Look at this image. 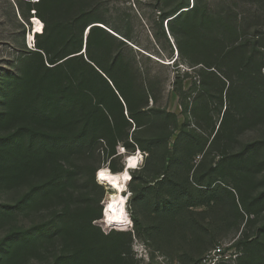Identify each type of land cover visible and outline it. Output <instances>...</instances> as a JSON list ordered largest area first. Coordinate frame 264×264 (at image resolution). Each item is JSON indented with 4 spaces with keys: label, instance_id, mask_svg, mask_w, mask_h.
Returning a JSON list of instances; mask_svg holds the SVG:
<instances>
[{
    "label": "rangeland",
    "instance_id": "rangeland-1",
    "mask_svg": "<svg viewBox=\"0 0 264 264\" xmlns=\"http://www.w3.org/2000/svg\"><path fill=\"white\" fill-rule=\"evenodd\" d=\"M181 1L89 0L90 6L99 7L97 13L104 20L103 29L117 38L116 42L105 44L104 57L99 56L95 46L90 53L94 59L97 57L99 67L115 71L114 76L121 74L123 80L135 79L146 90V97L142 94L138 97L133 91L129 104L119 98L124 121L118 123L119 136L114 134V155L111 156L108 141L100 138L89 148L76 143L59 153L58 161L67 172L50 211L63 207L66 199L71 207L80 206L78 210H91L95 216L99 211L92 224L104 234L127 227L122 231L132 234L135 264H195L217 246L234 253L229 264H238L243 250L235 245L238 240L258 237L264 242L261 233L264 212L255 217L245 213L241 205V200L249 202L264 191V145L261 149L252 147V143L264 140V102L256 105L257 112L247 108L246 90L233 75L236 62L220 60L219 50L230 44V39L219 34V26L202 27L200 40L206 48L189 50L185 46L193 36H185L182 24L161 22L160 12L173 9ZM28 2L32 5L37 0H0V111L5 110L8 97L28 79L27 73L33 75L37 70V61L28 57V52L34 50L29 32L32 17H36ZM84 6L82 1L73 3L72 13ZM226 8L232 10L233 24L240 33H260L264 37V0H227L224 5L211 7L214 14ZM61 11L47 14L41 9L51 24L67 22L68 17ZM172 34L182 44L186 53L183 56L177 54ZM54 48L63 47L56 42ZM260 50L264 53V48ZM116 53L121 58H114ZM262 56V62L257 56L256 63L253 59L251 64L255 72L259 60L264 78ZM201 63H211L210 70L217 69L215 76L224 85L215 77L203 74ZM118 67L121 73L117 74ZM91 70L108 81L82 50V61L66 68L73 80L72 90H76L80 77L76 73L73 78L72 73L88 72V79L93 82L99 77ZM221 73L232 75V80L225 81ZM102 85L94 87L103 88ZM263 85L258 90L264 91ZM192 102L196 106L195 116L188 108L181 107L182 103L188 107ZM12 107L9 118L0 120V136L27 126L66 135L61 127V114L53 120L47 114L48 119L29 113L20 116L17 106L12 104ZM69 108L80 114L77 105ZM226 108L232 109V115L226 119L225 129L218 130ZM114 110L118 115L119 107ZM248 111V117H241ZM217 131L221 132L219 137L215 136ZM130 156H137L138 160L133 167L126 165L129 167L126 171L123 164ZM122 167V172L128 175L121 191L126 197L125 219L114 227L103 220L105 208L116 191L100 184L96 173L106 169L119 174ZM25 181L11 190L0 186V204L18 202L38 183L32 178ZM19 203L13 214L0 211V245L14 228L33 233L50 218L49 209L37 210L32 206L28 210L22 201ZM133 219L140 222L138 231ZM30 240L28 236L22 241L25 247ZM7 247L5 244L4 249ZM59 250L58 244L53 246L41 238L35 246L23 248L18 258L10 261L5 258L0 264H53Z\"/></svg>",
    "mask_w": 264,
    "mask_h": 264
},
{
    "label": "trees",
    "instance_id": "trees-1",
    "mask_svg": "<svg viewBox=\"0 0 264 264\" xmlns=\"http://www.w3.org/2000/svg\"><path fill=\"white\" fill-rule=\"evenodd\" d=\"M77 1H82L85 6L78 12L72 13V4ZM190 1L191 5L189 0H182L173 9L160 12L161 22L165 21L166 25L172 22L182 24L185 36L189 34L193 36V40L185 46L189 50L206 48L204 42L200 40L202 27L219 26L221 28L219 34L223 33L225 38L230 39V44L223 45L219 50L220 60L232 59L236 62L234 78L237 77L246 90L247 108L252 113L257 112L256 105L261 106L264 102V94H260L264 91L261 88L258 90V86L264 84L258 65L263 59L264 53L260 47L264 48V37L260 33L247 35L240 33L237 26L233 24L235 16L230 8L213 13L212 6L224 5L227 0ZM30 6L34 15L43 22L42 24L38 18L32 17L29 32L30 44L34 40V50L28 52V57L37 61V70L33 75L27 73L28 79L8 97L5 110L0 111V120L2 122L9 118L13 109L12 104L17 106L20 116L29 113L36 115L37 118L47 114V117L53 120L58 119L61 114L63 116L61 127L66 130L67 136L62 133H49L34 126L19 127L7 136H0V186L11 190L31 178L38 181L18 202L0 204V211L13 214L18 210L19 202L22 201L28 210L32 206L37 210L44 207L46 211L49 209L50 214V218L37 226L33 233L21 228L11 230L1 241L0 263L5 258L9 261L18 258L23 248H27V245L35 246L42 238L49 244L53 246L58 244L60 247L54 256L53 264H135L131 253L132 234L129 231H122L127 227L104 234L98 226L92 224L97 219L99 211L96 217L91 210L76 209L80 206L71 207V203H68L66 199H63V207L58 210L50 211V207L61 188L60 182L63 175L67 172L58 161L59 153L76 143L89 148L100 138L108 141L111 156L114 155L115 137L119 136L120 132L118 123L124 121L119 98L125 104H129L133 91H136V95L140 97L141 94L145 96L146 90L138 86L135 79L131 77L123 80L121 74L114 76L115 71H107L99 67L97 57L95 60L90 53L91 47L95 46L100 51L99 56L104 57L105 44L117 41V38L98 26L105 25L101 15L97 13L98 6H90L89 0H37ZM41 9H44L47 14H51L53 10L58 12L62 9L61 12L68 17V20L65 24H51L46 15L41 13ZM172 36L176 43L177 54L183 56L186 53L183 52L182 44L175 35L172 34ZM56 42L63 48L56 50L54 48ZM83 47L88 60L108 77V81L93 70L91 71L99 77L93 82L89 81L88 72L86 74L85 71L82 73L75 71L72 73L73 78H76V73L80 76L75 92L71 88L73 80L70 79L66 68L75 61H82ZM257 56L261 58V61H257L254 72L251 63L253 59L256 63ZM114 58H121V54L116 53ZM201 64L204 65L203 74L215 77L224 85V82L215 76L214 70L217 69L214 67V70H210L211 63ZM118 72L121 73L119 67L116 69L117 74ZM221 74L225 81L232 80V75ZM94 85H102L103 88L98 89ZM150 99L153 101L152 96ZM70 105H77L80 114L75 113L74 110L72 112ZM117 107L120 109L118 115L114 110ZM181 107L188 108L189 112L195 116L196 106L193 102L188 107L182 103ZM250 111L243 112L241 117H248ZM231 112V108L225 109L218 130L220 127L225 129V121L231 117ZM47 117L45 116L46 119ZM53 123L57 124V122ZM115 132L116 136H114ZM220 133L217 131L215 136L219 137ZM262 145L264 140L252 143V147L256 149H261ZM123 167L119 174L122 173ZM241 205L245 213L258 217L261 212H264V208L262 209L264 191L257 193L249 202L241 200ZM133 225L138 231L139 220L133 219ZM262 232L264 234V222L261 225ZM28 236H31V240L25 247L22 241ZM5 244H8L7 249H4ZM235 245L237 248L243 247L238 257V264H264V242H260L258 237L250 241L247 238L240 239Z\"/></svg>",
    "mask_w": 264,
    "mask_h": 264
},
{
    "label": "bare ground",
    "instance_id": "bare-ground-1",
    "mask_svg": "<svg viewBox=\"0 0 264 264\" xmlns=\"http://www.w3.org/2000/svg\"><path fill=\"white\" fill-rule=\"evenodd\" d=\"M125 170L127 171L129 167H133L137 160V156H130L126 158ZM126 165H128L126 167ZM103 172L105 178L101 179L99 173ZM128 179L127 173L113 174L110 171L103 169L97 174V180L100 184H106L112 190L116 191L115 195H112L111 201L107 204L104 211V223L108 225H113L114 227L119 226L124 222V204L126 203V197L121 194L124 184Z\"/></svg>",
    "mask_w": 264,
    "mask_h": 264
},
{
    "label": "built area",
    "instance_id": "built-area-1",
    "mask_svg": "<svg viewBox=\"0 0 264 264\" xmlns=\"http://www.w3.org/2000/svg\"><path fill=\"white\" fill-rule=\"evenodd\" d=\"M234 253L227 250L225 247L217 246L208 253H206L195 264H229L234 258Z\"/></svg>",
    "mask_w": 264,
    "mask_h": 264
},
{
    "label": "snow or ice",
    "instance_id": "snow-or-ice-1",
    "mask_svg": "<svg viewBox=\"0 0 264 264\" xmlns=\"http://www.w3.org/2000/svg\"><path fill=\"white\" fill-rule=\"evenodd\" d=\"M37 23H39V22L37 21ZM99 177H100L101 179H104V178H105L104 173H103V172L99 173Z\"/></svg>",
    "mask_w": 264,
    "mask_h": 264
},
{
    "label": "water",
    "instance_id": "water-1",
    "mask_svg": "<svg viewBox=\"0 0 264 264\" xmlns=\"http://www.w3.org/2000/svg\"><path fill=\"white\" fill-rule=\"evenodd\" d=\"M98 26H99V25H98ZM99 27L103 28L102 26H99ZM86 34H87V31L85 32V37H86ZM32 43H34V40L32 41ZM84 49H85V47H83V51H84ZM81 54H82V53H81ZM123 166H124V164H123ZM123 170H124V168H123ZM122 195H124V193H123Z\"/></svg>",
    "mask_w": 264,
    "mask_h": 264
}]
</instances>
